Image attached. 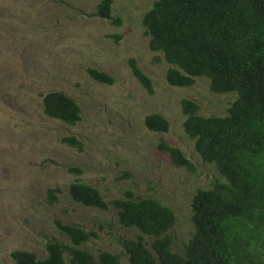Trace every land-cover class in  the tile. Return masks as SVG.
<instances>
[{
	"label": "rangeland",
	"instance_id": "obj_1",
	"mask_svg": "<svg viewBox=\"0 0 264 264\" xmlns=\"http://www.w3.org/2000/svg\"><path fill=\"white\" fill-rule=\"evenodd\" d=\"M99 1L0 0V72L11 68L0 76V264H15L10 255L15 249L44 256L51 236L68 243L55 219L95 232L81 245L92 254L108 250L128 264L119 238L134 239L139 231L119 224L112 206L103 211L72 201L67 187L77 179L107 200L129 191L169 206L175 215L167 231L171 249L182 253L193 232V194L222 179L184 132L180 101H196L203 115H224L235 92H211L205 77L189 87L167 82L170 64L149 48L142 23L154 0H112L118 24L90 15ZM131 58L151 79L152 93L133 75ZM89 67L112 75L113 83L92 79ZM48 90H61L79 103L77 124L42 112L38 93ZM152 112L168 119L167 132L144 125ZM69 134L81 141L80 151L60 141ZM162 141L180 148L196 170L175 165ZM69 166L81 171L69 172ZM55 187L60 192L50 205L46 193ZM144 239L148 246L150 239Z\"/></svg>",
	"mask_w": 264,
	"mask_h": 264
},
{
	"label": "trees",
	"instance_id": "obj_2",
	"mask_svg": "<svg viewBox=\"0 0 264 264\" xmlns=\"http://www.w3.org/2000/svg\"><path fill=\"white\" fill-rule=\"evenodd\" d=\"M118 24L112 0H100L90 13ZM142 23L152 51L162 53L170 66L165 77L172 86L189 87L196 77H205L214 93L235 92L224 115H203L196 101H180L184 132L194 139L202 161L211 163L222 179L208 188H197L191 200L193 232L183 252L172 251L167 233L175 221L173 210L153 197H123L107 200L89 183L75 180L67 187L70 199L87 207L116 210L118 223L135 228L139 235L119 238L128 264H264V0H154L142 14ZM159 59V57H157ZM133 75L149 92L152 81L129 60ZM11 68L2 70L6 77ZM88 75L112 84V75L94 67ZM7 89V88H6ZM42 112L66 124L81 120L79 103L61 90L38 93ZM144 125L154 132H167L170 122L157 112L144 116ZM60 141L82 149L72 134ZM171 161L196 170L180 148L161 142ZM69 172H80L75 166ZM58 187L49 188L47 203L53 205ZM58 232L45 242L46 254L15 249V264H121L119 254L99 249L92 254L81 245L96 236L76 223L55 219ZM144 237L150 239L147 246ZM67 254V257L65 256Z\"/></svg>",
	"mask_w": 264,
	"mask_h": 264
}]
</instances>
